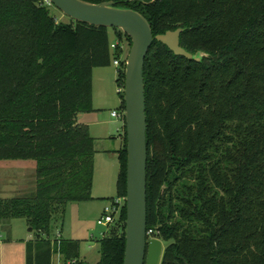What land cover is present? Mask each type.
<instances>
[{
	"label": "trees",
	"instance_id": "obj_1",
	"mask_svg": "<svg viewBox=\"0 0 264 264\" xmlns=\"http://www.w3.org/2000/svg\"><path fill=\"white\" fill-rule=\"evenodd\" d=\"M81 1L136 11L154 37L183 29L181 47L203 54L190 61L154 41L145 61L147 231L167 243L162 264H264V0ZM52 8L0 0V162L36 163L33 195L0 198V226L26 221V264L56 255L88 264L78 242L53 232L70 204L94 200L96 141L78 117L94 111V71L123 56L110 30L125 46L131 39L57 23ZM122 136L116 197L125 198V126ZM126 219L125 205L99 241L98 264L124 263Z\"/></svg>",
	"mask_w": 264,
	"mask_h": 264
},
{
	"label": "water",
	"instance_id": "obj_2",
	"mask_svg": "<svg viewBox=\"0 0 264 264\" xmlns=\"http://www.w3.org/2000/svg\"><path fill=\"white\" fill-rule=\"evenodd\" d=\"M69 19L95 27L119 29L131 39L126 59L124 104L127 139L126 247L123 264H159L163 243L147 236V118L144 68L147 55L157 41L176 56L200 62L203 54L193 55L180 45L183 29L153 36L142 15L116 8L113 2L88 4L81 0H49Z\"/></svg>",
	"mask_w": 264,
	"mask_h": 264
},
{
	"label": "rangeland",
	"instance_id": "obj_3",
	"mask_svg": "<svg viewBox=\"0 0 264 264\" xmlns=\"http://www.w3.org/2000/svg\"><path fill=\"white\" fill-rule=\"evenodd\" d=\"M52 15L55 16L57 23H70V19L63 15L58 9L52 8ZM111 33V42H115V37ZM125 45V44H124ZM131 47L126 45L125 58H127ZM113 71V66L101 68L95 71L94 84L100 89L101 83L98 77L99 71ZM112 72V73H113ZM113 91L110 96H114L119 102L118 84H112ZM98 89L97 92L99 91ZM112 134L118 136V132L123 130L124 122L119 119L111 118ZM120 172L118 155L115 153L101 154L95 157V172L92 195L95 198L89 202L72 203L68 206L63 224H56L53 232V241L68 240L79 243V257L85 263L98 264L100 261L99 241L104 234L109 232L108 225H99L98 221L103 215L104 208L108 205V200L117 196V179ZM27 176V177H26ZM26 176L12 175L7 173V177L0 175L1 196L11 198H25L34 194L36 187L35 174L32 171ZM5 177V178H3ZM13 182H4L6 180ZM4 179V180H3ZM29 228L23 219L13 220L9 229L0 226V264H25L28 254V243L34 242V238L28 232ZM64 259L60 255L53 258L52 264H63ZM69 263V262H68Z\"/></svg>",
	"mask_w": 264,
	"mask_h": 264
},
{
	"label": "crops",
	"instance_id": "obj_4",
	"mask_svg": "<svg viewBox=\"0 0 264 264\" xmlns=\"http://www.w3.org/2000/svg\"><path fill=\"white\" fill-rule=\"evenodd\" d=\"M118 71L119 69L117 68H115L114 72L112 71L113 73L111 71H105V69L99 71L98 77L100 80L98 81L101 83L100 89L95 87L94 74H93L94 111L91 113L80 114L78 117L79 123L88 127L91 137L94 138L96 141L97 154L95 157L101 154H109V153L117 154V151H119L123 146V136H122L123 130L119 131L118 136L115 137V135L112 134L113 132L110 121V119L113 118L111 116L112 111L119 110V108L121 107V99L119 98V102L118 101L116 102L115 97L113 95L110 96L111 95L110 91H113L112 84L114 82L117 83ZM96 89H98L99 91L97 92ZM119 92H120V88L118 87V96H119ZM29 171H32L35 174L36 163L34 161L0 162V175L3 174V176L6 177H7V173L12 175L18 174L24 177L26 176V173ZM13 180L14 179L11 178V180H6L4 182L6 183L12 181L13 182L12 186H13L15 183ZM1 194L2 192L0 190V198H2ZM3 198L8 199L7 196H3ZM28 232L30 236L33 237L31 231L28 230Z\"/></svg>",
	"mask_w": 264,
	"mask_h": 264
},
{
	"label": "built area",
	"instance_id": "obj_5",
	"mask_svg": "<svg viewBox=\"0 0 264 264\" xmlns=\"http://www.w3.org/2000/svg\"><path fill=\"white\" fill-rule=\"evenodd\" d=\"M50 3V2H49ZM120 46V48L123 51V56L121 59H114L113 60V66L117 69L121 67V63L125 62V45L121 44L120 41H115L111 44V51H116L117 47ZM124 91V90H123ZM111 116L115 119H119L124 121L125 119V111L122 112L120 110L112 111ZM126 205V198L121 197H115L112 200L108 202V205L104 208L103 215L101 219H99L98 224L99 225H108L109 227L114 223L116 218L120 215L121 210L123 206ZM148 240L153 239L155 237V232L153 230L147 231ZM68 264H75V262H69Z\"/></svg>",
	"mask_w": 264,
	"mask_h": 264
},
{
	"label": "flooded vegetation",
	"instance_id": "obj_6",
	"mask_svg": "<svg viewBox=\"0 0 264 264\" xmlns=\"http://www.w3.org/2000/svg\"><path fill=\"white\" fill-rule=\"evenodd\" d=\"M153 239L160 240V241L163 243V254H162L161 261H160V263H159V264H162L163 255H164L165 249H166V247H167V243H165L163 240H161L160 238H158L156 234H155V237H154Z\"/></svg>",
	"mask_w": 264,
	"mask_h": 264
}]
</instances>
